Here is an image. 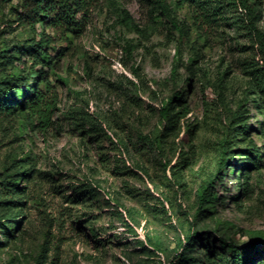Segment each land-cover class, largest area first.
<instances>
[{"label": "rangeland", "instance_id": "1", "mask_svg": "<svg viewBox=\"0 0 264 264\" xmlns=\"http://www.w3.org/2000/svg\"><path fill=\"white\" fill-rule=\"evenodd\" d=\"M167 1L180 32L148 0H88L71 31L0 0L4 94L42 71L53 103L45 127L0 108V264H264L258 50L240 10L204 22Z\"/></svg>", "mask_w": 264, "mask_h": 264}, {"label": "trees", "instance_id": "2", "mask_svg": "<svg viewBox=\"0 0 264 264\" xmlns=\"http://www.w3.org/2000/svg\"><path fill=\"white\" fill-rule=\"evenodd\" d=\"M5 2L11 0H3ZM28 0H22L24 6H28L29 14L32 23L44 24L49 18V14L58 9L60 13V19L64 20L68 30H75L79 26L78 21L75 20V14L84 11L88 0H29L32 1V6L27 3ZM152 4V11H159L164 15L172 27L177 31H182L181 25L175 18L174 9L168 3L167 0H148ZM263 5L264 0H175V8L182 9L187 7L192 12L194 18H199L204 22H214L217 20V16L222 11H227L229 14L231 11L235 13L240 10L238 17L240 18L244 28L251 36V39L256 45L260 60L262 64H257L252 69L251 73L256 80L264 82V25H263ZM51 22V21H49ZM80 30V29H79ZM49 37L41 35L37 42H28L22 46L23 51L28 53L34 60L32 64L39 63L40 57L46 56V48L48 47ZM23 76V74H22ZM42 78V71L38 73L37 77L29 79V86L15 90L13 93L7 95L4 94L5 90L0 86V98H10L13 100L10 103L3 101L0 103V108L5 111L17 110L18 108H30L34 115L38 116V122L40 126H47L50 122V118L53 110V103L45 100L44 94L39 91V80ZM24 77L17 74L7 75L4 79V84L12 85ZM26 81L24 82V84ZM21 98H16L19 96ZM109 138H113L112 133L108 132ZM226 164V160L223 156L217 163V170L222 169ZM209 183L202 186L198 193V205L201 206L213 199V193ZM101 192L105 194L104 191ZM113 204H115L113 202ZM238 264H245L238 258Z\"/></svg>", "mask_w": 264, "mask_h": 264}]
</instances>
